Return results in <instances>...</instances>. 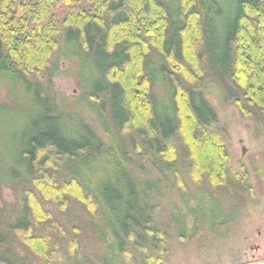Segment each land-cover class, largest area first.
I'll return each mask as SVG.
<instances>
[{"label":"trees","instance_id":"obj_1","mask_svg":"<svg viewBox=\"0 0 264 264\" xmlns=\"http://www.w3.org/2000/svg\"><path fill=\"white\" fill-rule=\"evenodd\" d=\"M63 59L92 115L58 96ZM208 76L264 126V0H0V186L21 201L0 264H169L221 237L256 192Z\"/></svg>","mask_w":264,"mask_h":264},{"label":"rangeland","instance_id":"obj_2","mask_svg":"<svg viewBox=\"0 0 264 264\" xmlns=\"http://www.w3.org/2000/svg\"><path fill=\"white\" fill-rule=\"evenodd\" d=\"M204 83L205 97L217 110L228 140L229 165L236 171L247 168L255 187L256 198L253 204L243 209L238 221L230 228L221 230V237L211 241L204 240V244L174 240L169 264H264V126H256L250 116L243 115L238 106L225 96L220 84L212 76L206 77ZM54 85L58 96L70 108L92 115L88 99L82 97L83 89L78 82L76 68L68 60H61V70L54 78ZM1 97L5 99V90H0ZM17 106L20 110L24 105L20 102ZM12 128L1 134L7 144L16 143V139L23 136L22 129L15 126ZM171 198L182 204L178 194ZM170 203H173L172 200ZM20 207L21 201L14 189L1 185L0 210L5 215H10L17 213ZM227 208L230 211L231 207L226 205ZM70 214L72 217L83 213L77 206H73ZM191 222L192 219L189 218L188 223Z\"/></svg>","mask_w":264,"mask_h":264},{"label":"water","instance_id":"obj_3","mask_svg":"<svg viewBox=\"0 0 264 264\" xmlns=\"http://www.w3.org/2000/svg\"><path fill=\"white\" fill-rule=\"evenodd\" d=\"M243 152H245V148H243Z\"/></svg>","mask_w":264,"mask_h":264},{"label":"flooded vegetation","instance_id":"obj_4","mask_svg":"<svg viewBox=\"0 0 264 264\" xmlns=\"http://www.w3.org/2000/svg\"><path fill=\"white\" fill-rule=\"evenodd\" d=\"M257 248H258V246H257Z\"/></svg>","mask_w":264,"mask_h":264}]
</instances>
